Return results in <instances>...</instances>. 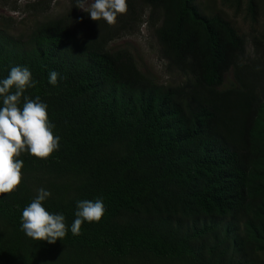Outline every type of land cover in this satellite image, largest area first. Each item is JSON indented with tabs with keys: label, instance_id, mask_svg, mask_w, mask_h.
Masks as SVG:
<instances>
[{
	"label": "trees",
	"instance_id": "trees-1",
	"mask_svg": "<svg viewBox=\"0 0 264 264\" xmlns=\"http://www.w3.org/2000/svg\"><path fill=\"white\" fill-rule=\"evenodd\" d=\"M219 1L249 22L251 57L199 0H126L113 25L69 0L24 37L0 26V80L27 67L38 83L24 95L48 105L60 137L47 159L17 157L21 183L0 194V264H264V0ZM135 24L178 80L156 83L128 50L108 48ZM40 188L68 229L53 244L21 230ZM97 198L103 217L73 236L77 202Z\"/></svg>",
	"mask_w": 264,
	"mask_h": 264
},
{
	"label": "clouds",
	"instance_id": "clouds-1",
	"mask_svg": "<svg viewBox=\"0 0 264 264\" xmlns=\"http://www.w3.org/2000/svg\"><path fill=\"white\" fill-rule=\"evenodd\" d=\"M76 7L89 14L93 21L103 19L113 25L118 14L127 12L126 0H76ZM60 74L49 73L48 83L55 86ZM32 74L27 67H11L7 78L0 80V194L11 193L21 183L23 161L17 159L23 152L38 159H47L59 148V136H54V125L49 122L47 107L39 96L35 99L24 95L26 89L35 87ZM23 98V106L20 107ZM51 193L38 189L37 196L23 209L21 230L27 237L49 244L62 240L67 234L63 214H51L42 206V202ZM76 219L71 225L73 236L81 234L84 222H99L105 213L102 198L81 200L76 204Z\"/></svg>",
	"mask_w": 264,
	"mask_h": 264
},
{
	"label": "rangeland",
	"instance_id": "rangeland-1",
	"mask_svg": "<svg viewBox=\"0 0 264 264\" xmlns=\"http://www.w3.org/2000/svg\"><path fill=\"white\" fill-rule=\"evenodd\" d=\"M68 3L69 0H0V26L8 28L9 33L15 37H24L36 21L57 17L65 11ZM199 4L206 14L219 15L230 21L245 38L246 54L250 57L254 54L248 31L249 22L243 15L234 14L219 0H199ZM263 20V16L259 17L257 29H262ZM108 48L113 51L128 50L141 72L151 76L156 83L168 85L179 78L174 71L166 69L165 61L160 58L159 45L146 24L133 25L132 34L112 41ZM232 82V75L228 73L223 87H228Z\"/></svg>",
	"mask_w": 264,
	"mask_h": 264
}]
</instances>
